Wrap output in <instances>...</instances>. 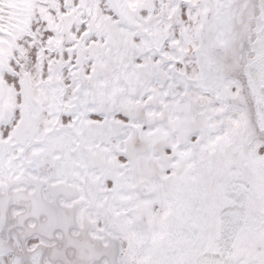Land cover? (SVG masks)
Masks as SVG:
<instances>
[{"label": "snow or ice", "instance_id": "snow-or-ice-1", "mask_svg": "<svg viewBox=\"0 0 264 264\" xmlns=\"http://www.w3.org/2000/svg\"><path fill=\"white\" fill-rule=\"evenodd\" d=\"M0 264H264V0H0Z\"/></svg>", "mask_w": 264, "mask_h": 264}]
</instances>
